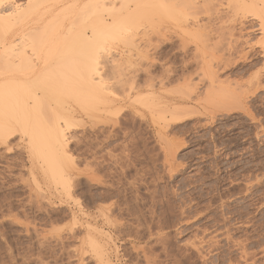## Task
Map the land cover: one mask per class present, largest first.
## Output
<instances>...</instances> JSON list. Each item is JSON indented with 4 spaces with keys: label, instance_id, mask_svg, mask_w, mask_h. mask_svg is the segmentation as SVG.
I'll list each match as a JSON object with an SVG mask.
<instances>
[{
    "label": "rangeland",
    "instance_id": "1",
    "mask_svg": "<svg viewBox=\"0 0 264 264\" xmlns=\"http://www.w3.org/2000/svg\"><path fill=\"white\" fill-rule=\"evenodd\" d=\"M171 23L143 22L138 32L175 31ZM84 29L92 32L93 27ZM156 36L157 49L149 47L146 36L105 39L108 51L98 69L110 87L108 97L127 98L117 108L95 103L67 127L66 111L56 104L64 96L58 100L55 90L58 101H47L57 107L62 141L76 164L68 181L70 193L52 179L37 146L48 139L51 146L55 131L49 134L50 128H44L46 139L36 128L42 123L55 128L59 118L50 114L47 102L46 111L42 104L44 116L48 112L52 117L47 115L48 122L45 116L47 122H38L33 133L22 122V108L9 104L6 122L13 135L0 136V264H105L94 243L106 249L111 264H264V75L259 81L257 74L264 72V59H233L236 63L218 74L227 80L223 93L210 90L221 99L215 96L218 103L210 102L214 96L205 95L208 75L198 69L201 58L194 48H203L201 40L184 36L183 42L189 41L185 50L181 38L165 43ZM260 38L258 33L247 37L254 52L261 50L256 45ZM167 67L173 71L169 89L184 88L188 75L198 84L192 91L205 99L195 113L162 129L148 103L152 97L164 100L160 85ZM132 76H137L136 87L144 89L154 81L157 94L132 90ZM226 90H236L240 103L223 98Z\"/></svg>",
    "mask_w": 264,
    "mask_h": 264
},
{
    "label": "bare ground",
    "instance_id": "2",
    "mask_svg": "<svg viewBox=\"0 0 264 264\" xmlns=\"http://www.w3.org/2000/svg\"><path fill=\"white\" fill-rule=\"evenodd\" d=\"M173 21L178 24L177 27L171 23ZM143 22L150 23L149 25L152 26L159 22L171 23L172 26L175 27H173L175 31L166 29L163 32H158L156 30H151L152 32H148L149 34H145L146 31L144 33L145 35H141L138 29ZM85 26H92V32H87L84 29ZM160 29L162 28L160 27ZM164 29L163 27V30ZM256 33L261 36L256 44L261 49L259 52H254L255 44L253 43L254 45L250 46V40L247 39V37ZM50 35H56L58 37L56 38L57 40H50L48 38ZM129 35L130 38L138 39L142 36H146L145 40H147V43L150 45L149 47L155 49L158 48V45H155L157 42H153V37L156 35L159 36V41L163 40L162 42L165 43H172L174 37L179 38L178 40L181 38L182 47L184 45L186 46V44L188 46L189 44V41L185 40V42H183L185 39H183L184 36L187 35L191 38H199L203 44V48L201 49L198 47L199 45L197 47L194 46V48L197 50L195 53L201 58L198 59L200 63L198 69L200 68L202 70L204 76L208 75L206 78L209 79V87L205 95H208L210 98L214 96H211L210 93H216V91H210L211 89L221 90L222 93L225 90L224 86L227 80H221L218 74L220 70H226L228 68L227 66H229L232 61L234 63L236 57L245 62H249L251 58L253 59L255 57L264 59V0H0V136L3 135L4 137L6 132H11L10 134L13 135L11 131L13 127L10 129V123L6 122V110L9 104H12L11 107L13 108V103H16L22 108V122H25L26 125L29 126L28 128H30V131H32L31 128L33 129L39 126L37 125L38 122L42 120L43 122H45V120L47 122L45 116L48 115V112L44 116L42 104H46L47 101L55 99L54 94L56 92L60 95L58 100H61L60 98H62V95L64 96V100L62 99L63 101H61V103L57 99L55 100L59 102L56 103L57 105L60 104L58 105L59 109L61 108L66 111L65 114L68 119L65 123H67V127L70 126L68 122L71 123L83 117L85 115L84 112L89 111L87 108L94 106L93 104L95 103L107 105L109 109L117 108V106L127 98L118 101V99L115 100L108 97L109 94H111L108 93L110 87L106 85L107 88L104 85L105 81L102 77L103 72H100L98 69V61L106 57L108 50L105 48V45H107L105 44V39H107V37L117 36L119 39H122ZM68 40H70L71 43H66ZM59 41H62V45L64 41L65 44L68 45L62 46L60 44L61 48L59 44H56ZM73 41H75V43ZM187 46L185 50H187ZM28 47H31V51L27 50ZM217 49L219 52H222L220 56L217 55ZM57 51L58 55H56ZM215 51L217 54L214 57L208 54L210 53L212 55V52L215 53ZM225 51H228L226 53L227 56L224 54ZM207 54L210 56L208 60ZM198 60L194 61L197 62ZM167 62L168 61H166V63ZM201 70L197 71L199 72ZM12 73H16V75H12ZM197 73L196 76H199V73ZM258 73V79L260 81L264 72L261 71L257 72V74ZM136 77L130 78L129 80L133 82L132 90L134 89L138 92L146 90L149 91L150 95L157 94L154 81H150L151 83L149 82L147 85L145 84L146 88L144 89V87H136ZM110 78V80L113 79V77ZM172 78L173 71L169 67L166 74L162 76V84L160 85L162 90L165 91L164 100L152 97L150 98L151 101L148 103V106L151 107L153 112H157V123L162 129L167 127L170 121L174 120L175 122V120H178L181 115L184 114L185 116L187 113H193L196 106L205 99V97H203V99L201 95L196 94L194 90L195 93L192 91V89H198L194 87V85H198L197 83L192 84L193 77L188 78V75V79L185 77L186 82L184 81V88L169 89L173 82ZM259 81L257 82L260 83ZM125 84L127 85L128 83ZM230 90H232L231 87ZM230 90H226L225 93L227 94L223 96V98L229 96L228 98H232L235 103L238 100L240 103L241 97L236 94V90ZM87 92H89L91 96L87 95ZM84 94L87 96L83 97L82 95ZM150 95L148 96L150 97ZM215 96L211 98L212 100H210V102H214ZM218 98L221 99V97ZM228 98L226 100H229ZM232 99H230L231 102ZM238 102L236 104H238ZM216 103H218V101H216ZM45 104L43 107L47 105L48 109L52 110L50 111L51 113L49 112L50 114L57 111L55 105L51 108V103L49 104L47 102V104ZM48 104L50 106H48ZM48 109L45 107L44 111ZM111 113L112 112H109V115ZM48 116L52 117L51 115ZM48 116L46 118H48L49 122ZM56 116L59 119L56 121L53 116L56 121L55 128L53 125L49 127L48 125H51L50 123L48 125L44 123L45 127L42 126V123V125H40L41 128L40 126L36 128L42 133L41 138L43 137L46 139L49 135L47 136V133L43 132L44 128L45 131L48 132L51 130L49 134L55 131L53 134L54 139L52 134V138L50 137L53 139L50 144L51 146H49V139L48 141L44 140V143L49 142L46 144L50 148L48 146L46 147L42 142L43 139H41L43 144L41 143L42 145H40L38 143L37 146H41V148H39V154L48 164L51 176L53 177L52 179H55L62 185L65 191L70 193L68 181L72 175V171L75 170L76 164L69 153V145L62 141L64 132L60 127L61 123L58 122L60 117L58 114H56ZM91 119L93 120L94 118ZM100 123H105V121ZM43 134L46 137H44ZM33 135V137H36L35 134ZM32 136L31 139L39 142V138H33ZM8 138L5 136L6 140ZM95 245L100 260L105 264H111L106 249L97 243H94V246Z\"/></svg>",
    "mask_w": 264,
    "mask_h": 264
}]
</instances>
